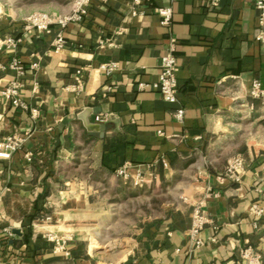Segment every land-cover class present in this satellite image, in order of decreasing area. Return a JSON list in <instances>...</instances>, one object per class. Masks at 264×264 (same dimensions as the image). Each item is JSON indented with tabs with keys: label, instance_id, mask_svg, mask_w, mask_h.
Wrapping results in <instances>:
<instances>
[{
	"label": "crops",
	"instance_id": "1",
	"mask_svg": "<svg viewBox=\"0 0 264 264\" xmlns=\"http://www.w3.org/2000/svg\"><path fill=\"white\" fill-rule=\"evenodd\" d=\"M132 1L90 0L54 53L58 25L39 33L23 21L66 13L70 0H0V40L21 39L0 44V141H23L0 158V231L14 232L1 238L0 264H245L247 246L264 264V105L249 93L253 79L264 87V26L254 1L141 0L135 15ZM158 6L171 7L169 25ZM172 39L175 103L151 86ZM15 58L25 110L3 96ZM87 108L103 130L85 128ZM235 156L240 181L221 180ZM202 198L209 222L196 246L188 230ZM48 233L68 237V254Z\"/></svg>",
	"mask_w": 264,
	"mask_h": 264
},
{
	"label": "built area",
	"instance_id": "2",
	"mask_svg": "<svg viewBox=\"0 0 264 264\" xmlns=\"http://www.w3.org/2000/svg\"><path fill=\"white\" fill-rule=\"evenodd\" d=\"M210 4L217 5L220 0H208ZM255 8L258 10L260 19L259 23L264 26V0H253ZM90 0H70V10L66 13H56L49 14L44 11L34 12L27 15L24 18L23 31H32L35 30L37 32H50L51 28L55 25H58L59 30L55 36L53 42V52L57 53L65 46V38L63 36L64 29L73 22H80L82 18L87 13V8L89 6ZM134 3L132 8V14L141 13L142 10H139V6L142 3L141 0H133ZM157 15H159L160 23L162 25H169L172 21L171 15L172 10L169 6H158L155 9ZM258 40L263 39L262 33L257 37ZM20 37H12L7 36L5 39L0 40V44L5 45L7 47H15L18 42H20ZM175 41L172 39L169 45L166 48V53L161 56L160 59V73L158 79L151 84L154 88H156L160 93L162 98L170 103H175L177 100V85L175 78ZM34 66V64H33ZM10 67L15 70L17 73L16 78L10 80L7 86L3 89V96L14 107H19L21 109L27 108L26 104L21 100L20 97V87L21 82L17 78L23 74V65L18 59H13L10 62ZM114 64L112 62L103 63L100 65V68L104 70L106 73L112 71ZM82 71L80 68L76 70L75 76V87L79 88L82 85ZM251 87L249 90L250 96L252 98H258L263 101L264 105V87L257 80L253 79L251 81ZM143 87V85H140ZM32 114L37 115V110L32 109ZM173 117L179 122L184 121V109L182 107H177L173 112ZM95 119L98 121H103L104 117L100 115H96ZM22 138L15 134H9L4 139L0 141V158L8 159L11 153L17 149H19L22 145ZM26 157L31 159L30 153H26ZM244 162L240 156H235L231 159L230 163L227 165L226 171L220 177L221 180H232L235 182L240 181L241 173L244 170ZM118 175L127 178V172L124 167H119L116 169ZM141 175L137 174L136 179L134 180L135 184H141ZM184 199V198H183ZM204 199H200L197 201V204L194 206L192 216H191V226L188 230V237L198 246L202 243V239L198 237V232L203 228V226L209 222L206 215L203 213L202 207L204 206ZM252 212L261 215L262 208L257 205H253L251 208ZM14 234L13 230L8 227L3 228L0 231V251L2 249L1 238L2 237H12ZM68 237H58L55 234L48 233L47 239L49 241L54 242V249L57 251H64L65 254H68V251L65 248L66 240ZM240 258L244 260L245 264H261L262 263V255L260 252H257L250 246L243 247L240 249Z\"/></svg>",
	"mask_w": 264,
	"mask_h": 264
},
{
	"label": "water",
	"instance_id": "3",
	"mask_svg": "<svg viewBox=\"0 0 264 264\" xmlns=\"http://www.w3.org/2000/svg\"><path fill=\"white\" fill-rule=\"evenodd\" d=\"M89 112H90V110L87 108V109L82 110L78 114V118L81 119V121L83 122V125L85 126V128L89 132H93L94 130H97V129L103 130L104 129V127H103L104 125H99L97 123H94V122L92 123V122L88 121Z\"/></svg>",
	"mask_w": 264,
	"mask_h": 264
},
{
	"label": "trees",
	"instance_id": "4",
	"mask_svg": "<svg viewBox=\"0 0 264 264\" xmlns=\"http://www.w3.org/2000/svg\"><path fill=\"white\" fill-rule=\"evenodd\" d=\"M254 100H258L260 103H262L263 101L258 99V98H253Z\"/></svg>",
	"mask_w": 264,
	"mask_h": 264
}]
</instances>
